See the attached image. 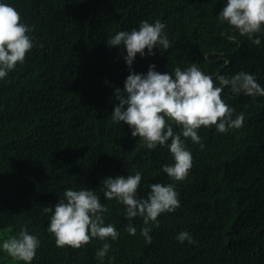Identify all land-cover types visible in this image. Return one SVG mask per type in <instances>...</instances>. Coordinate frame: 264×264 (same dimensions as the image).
<instances>
[{"label": "trees", "instance_id": "1", "mask_svg": "<svg viewBox=\"0 0 264 264\" xmlns=\"http://www.w3.org/2000/svg\"><path fill=\"white\" fill-rule=\"evenodd\" d=\"M21 21L32 27L38 47L8 80L0 82V238L21 226L40 242L30 264H264V96L234 94L222 98L239 128L220 133L213 126L198 130L203 148L186 139L192 154L187 176L175 181L178 214L161 213L149 222L151 243L140 234L143 218L126 231L124 205H107L105 223L120 235L111 240V257L97 259L103 241L79 248L56 245L47 231L51 204L66 187L99 185L105 176L142 171L138 194L163 176L162 152L135 143L124 126L108 118L107 105L115 81H124L126 64L120 51L103 40L116 28L138 27L140 21L166 24L171 47L146 58L159 72L195 62L209 74H256L264 83V33L258 46L246 35L230 31L217 16L224 0H12ZM24 13V14H23ZM226 33L236 36L227 38ZM147 51V49H146ZM168 149V148H167ZM169 183H173L172 180ZM187 230L195 243L176 240ZM0 264H25L0 251Z\"/></svg>", "mask_w": 264, "mask_h": 264}, {"label": "clouds", "instance_id": "2", "mask_svg": "<svg viewBox=\"0 0 264 264\" xmlns=\"http://www.w3.org/2000/svg\"><path fill=\"white\" fill-rule=\"evenodd\" d=\"M221 23L227 22L230 31L246 35L252 43L261 44L257 33H264V0H224L216 15ZM22 11L12 0H0V82L6 81L21 66L26 64L38 47L32 27L21 21ZM166 24L160 20L149 23L142 20L138 27H118L103 43L110 49L121 52L126 64L124 81L114 80L115 89L107 105L108 118L124 126L130 138L149 152H162L167 162L161 168L164 173L148 185L146 196L138 194L142 171L134 174L105 176L98 186L66 187L42 208L48 215L47 231L52 233L56 245L79 248L92 242L91 238L103 241L96 255L101 260L111 257V240L120 233L112 223H105L107 205L101 202L115 200L124 205L123 215L128 220L126 231L135 235L137 228L132 220L143 218L140 234L146 243H151L149 222L158 224L161 213L167 216L178 214L180 206L175 181L184 179L192 165V154L186 139L203 148L198 133L201 126H213L220 133L239 128L244 122L243 113L235 114L222 98L225 88L234 94L250 97L264 96V83L250 71L239 70L232 75L209 74L195 62L185 68L176 66L172 71L159 72L156 65L140 61L138 69L132 65L138 57L155 55L154 47L167 51L171 47ZM230 40L236 36L226 33ZM147 49V51H146ZM168 148V149H167ZM172 180L173 183H169ZM101 196V197H100ZM176 240L195 243L187 231H180ZM41 242L35 233L21 226L18 233L0 238V251L25 264L34 262Z\"/></svg>", "mask_w": 264, "mask_h": 264}, {"label": "rangeland", "instance_id": "3", "mask_svg": "<svg viewBox=\"0 0 264 264\" xmlns=\"http://www.w3.org/2000/svg\"><path fill=\"white\" fill-rule=\"evenodd\" d=\"M24 14V13H23ZM95 257L97 258V259H100V257H98L97 255H96V253H95Z\"/></svg>", "mask_w": 264, "mask_h": 264}]
</instances>
